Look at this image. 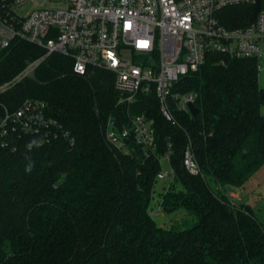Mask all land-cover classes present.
I'll return each instance as SVG.
<instances>
[{
	"label": "trees",
	"instance_id": "1",
	"mask_svg": "<svg viewBox=\"0 0 264 264\" xmlns=\"http://www.w3.org/2000/svg\"><path fill=\"white\" fill-rule=\"evenodd\" d=\"M247 12L229 7L220 18L238 28ZM45 54L17 41L0 51V85L44 57L34 78L0 94V118L29 99L44 103L56 121L42 143L36 134L13 133L0 148V264H264V222L229 196L264 166V86L256 61L209 54L175 85V92L196 94L197 114L174 106V126L154 98L139 99L129 113L118 106L111 73L80 76L74 59ZM144 109L154 120L156 149L146 154L133 142L125 154L111 147L106 120L129 126ZM189 144L197 176L184 166ZM167 154L176 178L159 192L162 208L167 215L187 212L193 227L165 228L150 213Z\"/></svg>",
	"mask_w": 264,
	"mask_h": 264
},
{
	"label": "built area",
	"instance_id": "2",
	"mask_svg": "<svg viewBox=\"0 0 264 264\" xmlns=\"http://www.w3.org/2000/svg\"><path fill=\"white\" fill-rule=\"evenodd\" d=\"M238 6L248 8L247 24L229 28L220 14ZM15 41L42 48L45 57L58 53L74 59L73 71L80 76L90 70L111 73L118 106L129 113L139 99L154 98L162 117L178 126L174 106L190 114L189 104L195 105L196 94L175 92V85L198 72L209 54L256 61L261 79L264 0H0V51ZM43 59L29 63L12 82L0 85V94L34 78ZM46 108L28 99L16 112L1 117L0 148L10 144L13 133L36 134L40 143L50 137L56 121L47 116ZM147 114L144 109L129 126L109 117L103 128L108 144L125 154L133 142L146 154L154 151V120ZM162 162L165 166L157 178L165 182L161 189H167L176 177L169 154ZM183 162L190 175L201 173L191 144ZM229 196L232 202L239 199ZM153 202L150 213L159 216L162 199Z\"/></svg>",
	"mask_w": 264,
	"mask_h": 264
},
{
	"label": "rangeland",
	"instance_id": "3",
	"mask_svg": "<svg viewBox=\"0 0 264 264\" xmlns=\"http://www.w3.org/2000/svg\"><path fill=\"white\" fill-rule=\"evenodd\" d=\"M262 86H264V73L261 77ZM264 114V109H263ZM165 185V182H159L156 188L155 198L153 200L159 201V192L161 188ZM212 188H216L215 184L210 183ZM246 188L241 190V193L236 197V203H247L252 206L255 216L261 222H264V166H262L257 173L254 174L252 179L247 182ZM230 191V190H229ZM231 192V191H230ZM155 204V202H153ZM155 221L161 226L168 228L175 226L178 230L193 227L196 224V219L189 217L187 212L183 211L174 215L165 214L164 210L159 216H154Z\"/></svg>",
	"mask_w": 264,
	"mask_h": 264
},
{
	"label": "water",
	"instance_id": "4",
	"mask_svg": "<svg viewBox=\"0 0 264 264\" xmlns=\"http://www.w3.org/2000/svg\"><path fill=\"white\" fill-rule=\"evenodd\" d=\"M189 111L192 116L197 114V107L194 104H189Z\"/></svg>",
	"mask_w": 264,
	"mask_h": 264
},
{
	"label": "crops",
	"instance_id": "5",
	"mask_svg": "<svg viewBox=\"0 0 264 264\" xmlns=\"http://www.w3.org/2000/svg\"><path fill=\"white\" fill-rule=\"evenodd\" d=\"M236 193H237V195H238V194H240V193H241V190H240V191H239V190H238V191H236ZM236 193H235L234 191H233V192H231V194H234V195H236Z\"/></svg>",
	"mask_w": 264,
	"mask_h": 264
}]
</instances>
